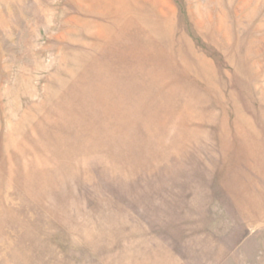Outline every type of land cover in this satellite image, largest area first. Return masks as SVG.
Instances as JSON below:
<instances>
[{"label": "rangeland", "instance_id": "1", "mask_svg": "<svg viewBox=\"0 0 264 264\" xmlns=\"http://www.w3.org/2000/svg\"><path fill=\"white\" fill-rule=\"evenodd\" d=\"M0 264H264V0H0Z\"/></svg>", "mask_w": 264, "mask_h": 264}]
</instances>
